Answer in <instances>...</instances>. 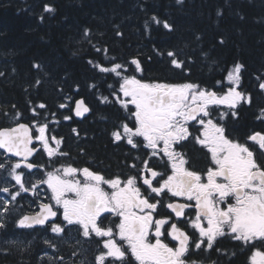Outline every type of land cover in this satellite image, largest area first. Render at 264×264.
<instances>
[{"label": "snow or ice", "instance_id": "1", "mask_svg": "<svg viewBox=\"0 0 264 264\" xmlns=\"http://www.w3.org/2000/svg\"><path fill=\"white\" fill-rule=\"evenodd\" d=\"M53 10L44 6L45 12ZM150 20L173 30L156 16ZM150 26L146 21L145 30ZM83 36L102 54V59L87 63L107 84L108 95L96 99L116 110L110 137L114 144L128 146L127 171L105 176L61 163L69 153L62 149L63 137L50 127L55 113H42L47 106L40 103L31 108L32 121L26 124L18 122L21 114L16 112L14 126L0 128V230L7 235V217L21 207L25 194H31L37 209L19 215L16 227L40 226L50 232L44 243L53 253L66 244L76 257L77 249L88 243L95 245L91 264H203L194 257L211 251L226 255L218 244L230 238L248 249V264H264V129L235 136L228 123L239 119L241 105L252 104V94L242 87L245 65L237 61L220 67L212 60L221 79L211 86L147 81L139 58L120 62L109 55V48L91 42L88 29ZM203 56L207 59L208 53ZM167 57L174 69L186 71L190 61L180 53L168 51ZM256 80L264 92V76ZM100 86L93 82L88 88L98 91ZM74 91L79 93L78 84ZM64 100L59 108L70 109L75 117L83 119L92 112L84 98ZM257 120L264 123V108ZM189 143L204 152L205 169L193 168L183 151ZM38 154L46 156L47 163H37ZM45 255L49 264H65L62 255Z\"/></svg>", "mask_w": 264, "mask_h": 264}, {"label": "trees", "instance_id": "2", "mask_svg": "<svg viewBox=\"0 0 264 264\" xmlns=\"http://www.w3.org/2000/svg\"><path fill=\"white\" fill-rule=\"evenodd\" d=\"M46 4L54 10L45 12ZM152 16L167 21L173 30L151 23ZM146 21L151 25L147 31ZM85 29L90 31L93 44L109 48V55L120 62L139 58L145 80L155 74L215 80L221 73L212 60L219 61L220 67H230L237 61L244 64L245 80L256 82V76H264V0H0V128L13 126L16 112L21 114L18 122L30 124L31 108L44 103L47 108L40 110L42 113H55L51 129L56 131L62 123L71 142H75L63 161L86 162L105 173L112 168L122 170L125 159L121 147L114 148L108 140L117 113L96 99L99 94L108 95L107 84L87 63L89 59H102V54L95 53L84 38ZM221 39L223 44L219 43ZM168 51H176L181 59L190 61L185 72L172 67ZM203 53H208L207 59ZM37 64L39 69L34 67ZM37 80L41 81L39 85ZM93 82L101 85L98 91L89 90ZM77 84L79 93L74 91ZM256 94L264 95L260 90ZM66 96L73 100L83 97L92 108L89 118L94 122L80 127V141L70 131L75 123L64 122V117L73 116V112L59 108ZM123 151L126 156L127 150ZM114 162L121 166L114 168ZM33 199L25 194L19 201L21 207L7 217V235L0 230V249H6L0 250V264H49L46 252L68 257L65 264H73L77 258L72 257L73 249L68 245L59 246L60 251L53 253L43 241L45 232L41 228L16 227L19 215L37 209ZM11 239L22 243H2ZM82 249L91 264L95 245Z\"/></svg>", "mask_w": 264, "mask_h": 264}, {"label": "flooded vegetation", "instance_id": "3", "mask_svg": "<svg viewBox=\"0 0 264 264\" xmlns=\"http://www.w3.org/2000/svg\"><path fill=\"white\" fill-rule=\"evenodd\" d=\"M221 79V76H218V79L215 80H201V81H196V80H186L184 78H169V77H165V75H158L155 74L152 76V78L150 80L147 81H163V82H169V83H181V82H185V81H191L194 83H199L201 84V86H211L215 83L216 80ZM256 86V88H255ZM242 87L243 90L246 92H250L252 94V104L249 106L247 104L241 105V107L239 108V119L238 120H229V128L231 131H233V134L235 136H242L245 133H250L251 131L254 130H262L264 129V123H261L257 120V116L259 115L260 109L264 108V95H257L256 92L259 91L258 88V81H253V80H245L242 77ZM264 93V92H263ZM92 115V112L86 116L85 118L81 119L78 117H75L74 114L71 120L68 121H64V122H70V123H75V125H73L71 127V130L73 132V129H76L77 132L79 133V135L77 136L74 132V135L76 137V141H80L82 140V138H80V127L81 126H85L86 124H92L94 121L90 120V116ZM14 126V125H13ZM12 127V126H11ZM56 131L53 132V134L57 135L58 137H63L64 139V143L62 145V149L63 151L70 153L71 151H69L71 148L69 146L75 144V142H71L72 139L69 138L68 132L67 130H65L64 125L61 123L60 126L55 128ZM112 129L109 130V134H108V140L109 142L112 143L114 148H118V145L114 144L111 140L110 137V132ZM75 140V139H73ZM122 149V153L125 159V153L123 150H127V153L129 151L128 146L126 145H119ZM183 151H185L188 156L191 159V163L194 169L196 170H202L205 169L207 166V160L205 158V154L203 151H201L199 149V146H196L192 143H189L185 146V148L183 149ZM37 163H47V157L44 155H40L38 154L35 158ZM64 160V159H63ZM61 160V163H64L65 161ZM65 163H70V162H65ZM72 163V162H71ZM75 167L78 168H83V167H89L90 169L94 170V171H98L103 173L105 176H110V175H114L117 173H120L122 171L126 172L127 169L124 167V162H122V166L124 167L122 170L119 169H114L112 168V170H110L108 173H105L102 170L93 168L90 164H87L86 162L80 163L77 162L72 163ZM82 164V165H81ZM114 164V168L118 166H121L119 164H117L116 162L113 163ZM160 162H157V165H159ZM82 167H81V166ZM51 170V169H49ZM158 170H164L162 167H159ZM31 195V194H30ZM35 207H37V204H34ZM33 213V212H32ZM32 213H27V214H32ZM36 228H41L36 227ZM51 238V233L50 232H45L44 236H43V241H45L46 239ZM63 244H60L59 246H61ZM88 247H92L93 245H89L88 243H84L82 248H87ZM259 246V245H258ZM218 247H220L222 250H224L225 253H227L226 255H220L219 253L215 252V251H211L210 253H204L201 254L198 257H194V259H198V260H202L203 264H213V262H217V264H248V258L250 256V252L248 251V249L241 247L238 242H234L232 241L230 238H224L221 239L219 241ZM80 248L79 249V254L76 256V260L74 259L73 264H79L80 261L84 260L86 261V264H90L89 260L90 257L86 258L85 254H84V249ZM235 252V256L232 255V253ZM65 260H68V257H64ZM74 258V257H73ZM94 259V258H93Z\"/></svg>", "mask_w": 264, "mask_h": 264}, {"label": "water", "instance_id": "4", "mask_svg": "<svg viewBox=\"0 0 264 264\" xmlns=\"http://www.w3.org/2000/svg\"><path fill=\"white\" fill-rule=\"evenodd\" d=\"M80 98H83V97H80ZM78 98V99H80ZM87 103V102H86ZM88 104V103H87ZM89 105V104H88ZM90 106V105H89ZM90 114V113H89ZM89 114H86V116H88ZM20 123H26V122H20ZM26 124H29V123H26ZM3 128H6V127H3ZM36 227H39V226H36Z\"/></svg>", "mask_w": 264, "mask_h": 264}]
</instances>
